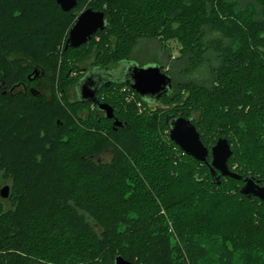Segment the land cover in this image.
Here are the masks:
<instances>
[{
    "label": "trees",
    "instance_id": "trees-1",
    "mask_svg": "<svg viewBox=\"0 0 264 264\" xmlns=\"http://www.w3.org/2000/svg\"><path fill=\"white\" fill-rule=\"evenodd\" d=\"M257 2L258 13L235 0H77L69 11L55 0H0V182L12 184L0 197V264H114L117 255L134 264H264V201L243 196L242 180L221 176L217 185L164 122L188 116L207 149L225 137L228 168L264 184ZM83 7L103 11L106 27L66 49ZM146 38L180 43L182 76L204 67L207 83L170 76L158 101L121 79L102 84L98 99L121 122L113 127L77 98V84L117 68ZM33 69L48 100L14 102L9 87Z\"/></svg>",
    "mask_w": 264,
    "mask_h": 264
},
{
    "label": "water",
    "instance_id": "water-1",
    "mask_svg": "<svg viewBox=\"0 0 264 264\" xmlns=\"http://www.w3.org/2000/svg\"><path fill=\"white\" fill-rule=\"evenodd\" d=\"M56 3L64 11H69L77 5V0H55ZM106 27L105 13L103 11L92 10L91 8H83L76 16L73 25L70 27L64 48H76L86 43L96 31H102ZM124 66L121 63L122 69ZM119 68V67H118ZM129 78L122 80L130 88L138 93L142 98L149 101H158L162 95H166L171 89L170 75L159 65L147 66L142 68L131 65L129 68ZM37 69H33L35 74ZM111 80L105 82L108 86ZM100 89V88H99ZM94 87L90 77L82 79L77 84V92L81 101H90L102 110L104 117L108 119L114 118V108L109 103L100 102L98 99V91ZM168 126V137L171 141L183 150L188 156L206 163L209 167L212 180L218 185L221 176L233 177L242 180L243 185L240 187V193L243 196H253L264 201V184L259 182L254 176L248 175L243 178L238 172L230 170L227 160L231 156L232 150L230 144L225 137H219L217 142L209 149L203 145L201 136L195 125L188 116L167 115L164 120ZM121 122L114 118L113 127L120 126ZM210 155V159L208 156ZM10 186L8 184L0 188V197L6 198L9 195ZM114 264H134L129 259H124L117 255Z\"/></svg>",
    "mask_w": 264,
    "mask_h": 264
},
{
    "label": "rangeland",
    "instance_id": "rangeland-1",
    "mask_svg": "<svg viewBox=\"0 0 264 264\" xmlns=\"http://www.w3.org/2000/svg\"><path fill=\"white\" fill-rule=\"evenodd\" d=\"M180 47H181L180 43H177L175 40L169 41L168 43H165V45H163L162 43L160 42L158 43L155 40H150L147 38L139 39L137 45L134 47L132 51L130 59L122 62V65L123 66L135 65L138 67L147 68V66L160 65L161 63L162 65H165L166 69H170L172 71V74L170 75L172 76V79L176 78L177 80H182V79L192 78L196 80L198 83H207L206 80L208 76H207V71L204 67L200 68L199 71L193 73L192 75L182 76L180 69L185 66L184 65L185 63L182 60H178V62L176 61V59L179 58L178 55H179ZM172 66H174V68ZM32 73L33 70L30 74ZM3 185L5 184L0 182V188Z\"/></svg>",
    "mask_w": 264,
    "mask_h": 264
},
{
    "label": "flooded vegetation",
    "instance_id": "flooded-vegetation-1",
    "mask_svg": "<svg viewBox=\"0 0 264 264\" xmlns=\"http://www.w3.org/2000/svg\"><path fill=\"white\" fill-rule=\"evenodd\" d=\"M237 1V3L241 6H245V5H251L255 7V13H258V7H259V3L257 2L258 0H235ZM260 53H262V55L264 56V49H260L259 50ZM119 68H114L112 71L108 72V73H104L103 71L97 70L94 73H90L89 75L85 76L86 77H90L92 82L94 83V87H96L97 89H99L101 87L102 84H104V79H109L111 80V82H118V80H125L129 78V67L130 66H124L122 69L121 68V64L118 65ZM117 66V67H118ZM166 70V69H164ZM167 73L168 69L166 70ZM43 73H39L38 71L35 74H28L27 76V81L25 82H14L11 84V86L8 89L9 94L12 96V98L14 99V102L16 99H18L19 97L24 98L27 102H29L30 104L34 105L36 103H39L43 100H48V90H47V83H46V79L43 78ZM82 78V79H84ZM5 93V91H3ZM77 98H79V94L77 92L76 94ZM25 111L22 112V114ZM11 187L12 184L8 183ZM11 191V190H10ZM3 200H6L7 198H1Z\"/></svg>",
    "mask_w": 264,
    "mask_h": 264
}]
</instances>
